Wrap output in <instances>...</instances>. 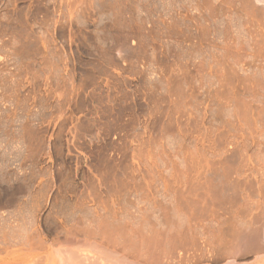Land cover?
Returning <instances> with one entry per match:
<instances>
[{
  "label": "rangeland",
  "instance_id": "obj_1",
  "mask_svg": "<svg viewBox=\"0 0 264 264\" xmlns=\"http://www.w3.org/2000/svg\"><path fill=\"white\" fill-rule=\"evenodd\" d=\"M176 3L0 0V200L9 198L0 201V264H59L47 248H24L21 237L46 235L52 216L70 225L62 198L75 201L84 227L115 210L117 219L144 231L139 243L148 230L139 228L142 214L162 217L167 209L181 235L169 247L164 230L155 239L149 257L158 264H264V251L234 262L222 255L205 222L214 207L218 216L227 202L236 205L243 191L250 201L264 194L260 11L249 23L244 16L232 24L241 52L227 53L219 31L202 47L175 35V27L186 29L175 20ZM238 20L255 42L243 37ZM249 51L257 71L245 70L237 56L232 64L231 56L245 61ZM10 197H20L18 205ZM111 245L80 236L74 246L80 254L135 262ZM139 249L132 246L143 264Z\"/></svg>",
  "mask_w": 264,
  "mask_h": 264
},
{
  "label": "bare ground",
  "instance_id": "obj_2",
  "mask_svg": "<svg viewBox=\"0 0 264 264\" xmlns=\"http://www.w3.org/2000/svg\"><path fill=\"white\" fill-rule=\"evenodd\" d=\"M167 1L169 2V4H172V5H174V2H177L178 3V4L176 3V5H175L176 6L175 11H176V9L178 11V12H176L177 15H178V17L176 16L177 18L175 17L176 18L175 20H178L180 22L182 21L183 23L185 22V27H186V29L184 28L185 30L182 31V29L181 30L180 29L178 30L177 29L178 26H177V27H175V29L172 32H174L175 35L183 36V38L186 37V39H190V42H191V39L192 38H195L196 41H197L196 43H197L198 46H201L202 47V45L203 46L204 45H207V46L208 45H211V41L212 40L214 41V37L212 38V36L214 35V32L217 31L216 33H219L220 32L221 35L223 36V45L221 46L222 49H223V51H226V52L227 51L228 52L229 51H234V52L235 51L236 52L240 51V48L234 46L233 45V42H232V39L234 40V35H233L234 33H233L232 24L236 27V24H234L236 22V20L237 19H240V18L243 19L244 16L246 17V20L248 22L249 20H251L253 18L252 16L255 15V13L257 12V10H258V12L260 11L259 12L260 14H258L256 16L257 18L259 16L260 19H257V20H260L262 22L261 23L260 21H258V22H260L259 24H261L260 26L262 27L261 36H259V37H261L260 38L262 40L261 42L262 43L264 42V0H240L239 5H238V3H237V5L235 4L238 0L235 3H233L231 0H219L218 2H215V3H212L211 0H167ZM251 2H252V4H253V2L254 3H257L258 5L261 6V8L255 9V11L253 9V11H252V8L250 7L251 6ZM160 3H161V0H160ZM162 3H163V1H162ZM164 6H165V4H164ZM164 6L162 7V5H161V7L163 9L165 8ZM171 8H172V6H171ZM172 10H174V9H172ZM170 12H172V11H170ZM252 12L254 13L253 15H252ZM170 15H171V13H170ZM173 17L174 16H172L171 18L174 19ZM242 22H243V20H242ZM247 22H246V24H247ZM258 22H256V24ZM240 23L241 22L239 21V28H240ZM250 24H251V26H253L252 25L253 23H250ZM254 24H255V22H254ZM168 26H169V24H168ZM174 26H176V25H174ZM243 26H244V24H243ZM257 26H259V25H257ZM259 27H257V28H259ZM245 28H246V26L242 27L243 31L240 28L241 29L240 32L244 33V34H242V35H244L243 37H245V39L247 40V42H249V44H252V40L255 42V40L252 39V33H251V31H253V30H250L251 28H248V27L246 29ZM257 28L256 29L254 28L256 30V33L259 32V31H257ZM252 29H253V27H252ZM169 31H170V29H169ZM256 35L258 36L259 34L257 33ZM208 36L211 37V41L210 42L208 40ZM213 44L215 45V43H212V45ZM246 44H248V43H246ZM262 45H264V43ZM195 48H197V47H195ZM218 48H219V46H218ZM193 49H194V47H193ZM214 49H217V48L215 47ZM252 51L255 53V50H252ZM249 52H248L249 54L247 53L249 55V57H248L249 60H248V58H246L247 60L244 61V59H242V55L240 53L239 54H235L234 53L235 55L233 54L234 56L233 57L231 56L232 59L231 58L230 59L232 60L233 63L230 61V59H228V60L232 64H234V63L236 64L237 62H235L234 59L237 56V58L239 57L238 58L239 60H240V58L242 60V61H239L237 59V61L242 62L244 64V68H245V65L247 66L246 68H248V67L249 68L254 67L255 66V60L252 58V56H254V55H253V52H251V51H249ZM244 58H245V56H244ZM261 61L262 60H260L259 62H261ZM261 63L259 65H261ZM223 64L224 63H222V65ZM227 65H229V64H227ZM256 65L258 66V64H256ZM241 66H238V67H241ZM257 66H255L254 69L257 68ZM260 67H261V72H263L264 71V66H260ZM242 68L243 67H241L240 69H242ZM246 68H245V70H246ZM258 68L255 69V70L257 71ZM248 77L249 76H247L246 79H248ZM243 78H245V77L243 76ZM249 79H250V77H249ZM222 80L223 81H221V82H223L224 85H225V83H226V85H227V83L228 84L232 83L231 81H229V80H227L225 78H223ZM238 80H241V78H238ZM244 81L246 82L245 79L242 80L241 82H244ZM236 84H238V83H236ZM246 84H247V82H246ZM237 86L238 85H236V87ZM243 86L245 87V85H243ZM246 87H245V90H246ZM242 89H244V88H242ZM250 89H251V87H250ZM237 90H238V92H240L239 89H237ZM248 90L249 89H247L246 92L247 93L248 92L250 93V91H248ZM244 93H243V95H244ZM248 96H252L253 97V94L250 93L249 95H247V97ZM254 96H255V94H254ZM252 181H253V179H252ZM241 187H244L245 190H246V185L245 186H241ZM241 187L239 189H241ZM259 188L261 189V187H259ZM260 189H258V190H260ZM253 190L254 189H252V191ZM244 192L245 191H243V195L242 194L240 195L242 197L239 200H237L236 205H234V202H233V204L231 203L232 205L228 204V202H227V204L224 205L225 207H223L221 209L218 208L222 212L221 215H218L219 217L216 215L217 214V208L214 207V209L210 210L209 213L207 211L208 216L206 217V219L208 218L207 220H209V218H210V221H205V222L212 223V227L214 228V229L213 228L212 229L215 231L214 233H215V236H216V238H215L216 246H217V243H218V246L220 247V249H219L218 246H217L216 249L218 248V250H221L220 251L221 254L222 255H225V257L227 256V257L232 258V261L233 262L237 258L247 257L249 255H253L254 256V255H257L259 253L261 254V252L264 251V194L261 193L263 195H260L259 194L258 195V198L256 200H254V201L251 200L250 201L249 199H250L251 196L250 195H247L248 194L247 191L245 192L247 194H244ZM17 198H20V197H16V198H11L10 197V199H12V200H9V202L12 201L13 204L15 203V205H18L19 202H18V200H16ZM8 199L9 198H7V200ZM23 199H22V201H23ZM4 200H5V198L2 199V200H0V201H4ZM7 200H5V201H7ZM179 201H180V199H179ZM181 202H180V204H183ZM192 202H193V204L195 203L194 201H192ZM202 202H204V201H202ZM60 203L61 204H64L65 207H67L69 209V212L73 214L70 225L66 226L64 223L61 222V220L59 221L58 217L52 216L51 219L48 221L46 235H43V233L35 230V231H37L36 232L37 234L35 233L36 234V237L35 238H33V236L35 234L32 237L29 234L28 235L26 234L23 237H21L22 238V246L24 248H26V249H32L33 247H38V249L47 248L48 251H49V253H53V256L56 257V259L58 260L59 264H140V263L137 262V260H135L137 257L135 255V251H133L134 249L132 250V246L134 244L136 245V243L140 247L138 253L136 252V254H138L139 257H141V259L143 261V264H158V263H156V260H155L154 257L153 258L152 257H149V256L152 255L151 249L153 248V243H154L155 239H157L160 235H164V234H162V232L164 230L166 232V239H165V241L167 243H170L168 245V247H169V246H171L172 239L175 238L176 236L181 235V234H179V231H178V234L179 235H177V232L175 233V230H173L174 229V224L172 223L170 214H168L169 212L166 211L167 209L164 210V207L162 208L164 210V212H162V217L155 216V215H152V214H148L149 212H147V214L146 213H145V215L142 214V217L139 218V222H140V226H141L139 228L141 229L144 226L145 227H148V230L146 229L147 232L144 233V238L143 239H140V242L141 243H139L138 242V238H139V236H141L140 235V232H144V231H141V230L138 231L137 230V227H136V229L134 228L135 230H133L131 227H129L130 226L129 224H128L129 226H127L126 225L127 223L125 224L124 222H122L119 219H117L116 218V215L117 214H115V210H113V211L110 210V212L107 213V214L106 213L105 214H102L101 213L100 215H97L96 214L93 217V220H91V221H94L93 222V225H91L92 224V222H91L90 225L88 223V226L89 227H84L83 226V223L84 222L82 223L81 218H78L77 217V213H76L77 209H76V203H75V201H72L71 199L64 200L62 198ZM216 203H217V201H216ZM178 204H177V207H179ZM205 205H208V204L205 203ZM196 207L198 208V206H196ZM173 208H174L173 211L176 210V206L173 207ZM200 208H201V206H200ZM200 208H199V211L201 210ZM177 209H179V208H177ZM203 210H201L200 213ZM176 211H178V210H176ZM203 215L206 216L207 214L205 213ZM203 215H201V217H199V219L201 218L200 219V222H201V220L203 218L202 222L204 223V219L205 218H204ZM173 216H175V215H173ZM199 219H197V220H199ZM210 223H209V225H210ZM130 224H131V222H130ZM172 224H173V226H172ZM187 225H188V221H187ZM190 227H193V226L190 225ZM190 227H188L189 229L188 228H185L184 229V232L182 231L183 237H184V235L186 237L187 234H188V232L191 231V228ZM152 228H154V229L151 230ZM160 229L162 231H159ZM142 230H144V228ZM213 230L210 229L211 233L213 232ZM27 233H28V231H27ZM214 233H213V236H214ZM51 235H52L53 238L50 237L51 240L48 241L47 238H49V236H51ZM80 236H82L83 238H88V236H90L92 238L98 239L99 241H101L103 243H106V244L111 243L112 244L111 247L113 246V248H115V249L118 248L117 251H119L121 253V255L123 253L126 257H127V255L128 256H131V257H133V259H134L135 262H133V261L125 262L123 260H122V262H121V260H118L117 261L116 260L117 258L116 257H115L116 259L114 258V256H116V255H113V254H110V255L108 254L109 257L111 255H113V259L108 258L106 254H102V255L103 256L105 255L106 258H108V259L104 258L102 255L100 256L99 253H98L99 256H95V255H91L90 256V255L82 254V253L80 254L79 251L77 250V248L74 246ZM216 239H217V241H216ZM145 240H146V242L143 243ZM20 244H21V242H20ZM210 244H211V242H210ZM134 247L136 249V246H134ZM5 248H7V247H5ZM34 249H37V248H34ZM21 250H23V249H21ZM218 250H217V252H218ZM6 251L7 250H5V252ZM16 251H19V249L16 250ZM166 253H169V252H166ZM6 254L7 253H5V256H7ZM218 254H217V256H218ZM222 255H221V257H224ZM226 264H235V263H232L231 262V263H226Z\"/></svg>",
  "mask_w": 264,
  "mask_h": 264
}]
</instances>
